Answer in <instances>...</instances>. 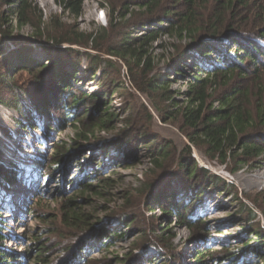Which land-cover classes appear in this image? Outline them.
Returning a JSON list of instances; mask_svg holds the SVG:
<instances>
[{
	"label": "trees",
	"instance_id": "1",
	"mask_svg": "<svg viewBox=\"0 0 264 264\" xmlns=\"http://www.w3.org/2000/svg\"><path fill=\"white\" fill-rule=\"evenodd\" d=\"M56 1L63 13L76 18L82 13L85 0ZM107 4L108 22L105 26L89 33H74L69 31V26L64 28L57 23L53 28L49 26L51 22L45 21L42 11L32 0H0V103L20 111L12 87L15 85L28 94L39 120L48 127L59 130L67 118L76 123L73 127L77 139L73 147L57 144L40 171L41 176L52 177L54 171L62 166L74 163V159L79 161L76 153L73 155L69 149L77 152L100 148L94 133L111 129L115 115L107 110L109 99L122 89L119 85H101L99 91L89 93L75 88L71 78L76 75L84 57L86 72L91 78L99 71V76L107 77V70L113 69L112 60L102 56L121 60L134 88L147 97L159 119L164 123L172 121L177 124L188 141L177 152L169 142L158 141L154 137L148 139L146 126L134 130V133L127 130L122 137L128 151L138 142L147 147L154 177L144 189L148 194L140 203L151 213L157 205L162 214L151 216V233L139 238L133 249L144 250L143 253L150 247L160 251L169 249L175 236L172 227L168 232L166 227L153 234L155 222L162 223L163 217L168 218L167 226L173 223L189 230L192 242L203 241L209 237L207 221L203 216L194 215L195 207L202 200L205 189L224 192L231 185L200 167L192 156V149L202 152L215 165H222L230 174L264 162V0H122L120 5L99 0L101 8L106 9ZM12 17L17 27L27 25L35 31V41L58 46L73 44L93 53L87 50L80 52L72 47L44 46L49 61L41 64L31 56L30 42L21 41L14 32L10 24ZM125 30L127 32H123ZM164 36L179 41L167 62L174 69V75L183 73L186 68L191 69L184 92L186 98L181 103L171 97L169 74L162 76L153 54L154 43L161 47L162 43L158 44V41ZM192 52L201 60L214 56L217 64L197 68ZM68 66L73 72L67 71ZM22 72L31 78L26 84L18 82V75ZM161 102L179 106L162 111L159 107ZM93 113H96L94 117ZM27 114L28 119H32L31 111ZM147 117L149 121L152 119L151 114ZM102 165L103 162L95 163L96 169L92 172H85L80 166L79 173L85 182L76 185L78 194L96 191L98 186L88 182L90 177L99 183L107 182L98 171ZM0 174L6 183L15 177L14 171L6 167L0 168ZM160 180L162 182L158 183ZM175 187L187 192V199L176 198ZM32 195V199L39 203L43 200L39 193ZM74 197L73 194L64 198L62 219L73 230L62 238H73L72 241L66 244L36 241L22 255L24 261L51 264L48 253L64 243L62 256L55 264H71L77 259H81L83 264L89 262L85 252L92 245L94 227L87 220L78 219ZM29 210L32 214L35 212L34 208ZM139 213L137 208L133 213L126 211L114 218L121 224L127 216L134 215L133 223ZM247 214L254 217L251 210H247ZM251 231L256 234V248L263 250L264 229L255 224ZM120 235L122 233L115 234V237L121 238ZM7 239L0 226V264H22L17 260L20 255L3 246ZM196 248L193 253L195 264H201L204 258L215 264H253L251 259L258 258V262L264 264V254L254 252L247 243L246 250L234 252H229V247ZM135 256L133 254L132 259H127L126 264H143V255L140 253L133 258ZM171 260L178 264L176 256Z\"/></svg>",
	"mask_w": 264,
	"mask_h": 264
},
{
	"label": "rangeland",
	"instance_id": "2",
	"mask_svg": "<svg viewBox=\"0 0 264 264\" xmlns=\"http://www.w3.org/2000/svg\"><path fill=\"white\" fill-rule=\"evenodd\" d=\"M32 2L42 11L45 21L51 22L49 26L52 28L57 23L64 28L69 26L71 28L69 31L74 33H89L100 26H105L108 22L109 4L106 9L101 8L99 0H85L81 15L76 18L63 13L56 0H32ZM109 2L120 5L122 0H109ZM10 24L14 32L20 36L21 41L30 42L31 56L41 64L49 61L44 46L72 47L80 52L87 50L93 53L90 49H82L73 44L58 46L35 41L33 40L36 37L35 31L27 25L17 27L14 17L11 18ZM178 42L177 39L164 36L158 41V44L162 43L161 47H156L157 43H154L153 54L162 76L169 74L171 97L177 103H181L186 98L184 92L187 89V78L191 74V69L186 68L183 73L174 75V69L167 64ZM262 44L264 45L263 42ZM192 54L197 68L205 64L210 67L217 64L214 56L204 57L201 60L196 57L195 52ZM102 58L112 60L113 69L107 70L109 73L107 77L99 76L100 71L94 78L87 75L84 57L76 75L71 78V84L89 93L99 91L101 85L121 86L122 89L110 97L107 107L108 112L115 115L112 127L94 133V137L98 140L97 146L100 148L77 152L69 149L73 155L76 153L75 156L80 158L79 161L74 159L75 164L72 162L62 166L54 171L55 174L52 177H43L40 171L57 144H66L68 148L73 147L77 139L73 127L76 123L67 118L59 130L48 127L44 121L39 120V115L28 94L15 85L12 87L19 101L20 111L0 103V168H10L15 173L13 181L8 183L0 174V197L3 199L0 200V226L3 233L8 236L3 246L16 255H20L18 262L34 264L32 260L24 261L22 258L27 248L31 249L34 246V242L42 240L48 243L50 241L65 244L71 242L73 238H62L73 232L62 219L65 213L64 198L74 194L77 201L74 211L78 219L87 220L94 227L95 232L91 240L92 245L88 246L85 252L89 261L86 264H121L124 261L126 264L129 261L126 262V260L133 254L136 255L133 258H136L140 253L143 255L141 258L143 264H168V261L177 264V261L171 260L175 256L176 260L178 258V264H195L194 247H197V250L206 247L213 249L229 247V252H234L240 249L246 250L247 248H244L246 243L251 249L253 248L254 252L264 254V249L256 248L258 244L256 234L251 231L255 224L264 229V162L253 168L245 167L235 174H230L222 165H215L209 161L196 148L192 149V156L199 166L210 170L231 185L224 192L212 188L205 189L202 200L195 207L194 215L203 216L207 221L209 237L203 241L192 242L189 230L181 225L174 226L173 223L167 226L168 218L163 217L162 223L155 222L153 234H157L166 227L168 232L172 227L175 236L169 249L160 251L150 247L146 253H143L144 250L133 249L134 243L139 238L151 233V216H162V214L157 205H154L155 209L151 213L140 203L148 194V191L144 189L150 181L153 182L154 177L152 160L148 155L147 147L138 142L128 151L122 142V137L127 130L134 133V130L146 126L148 139L154 137L158 141L169 142L177 148V152L188 141L178 130L177 124L172 121L164 123L159 119L158 113L147 97L134 88L127 68L121 60L109 56H102ZM66 69L70 73L73 72L71 66ZM30 79L26 72L18 75L19 83L26 84ZM172 105L173 103L169 102L159 103L162 111L179 106ZM29 111L32 113V119L27 117ZM95 114L93 113L92 116L94 117ZM148 114L152 116L150 121ZM101 162L103 165L98 168V171L102 172L101 178L107 179V182L99 183L97 179L90 177L88 182L98 186L96 191L78 194L76 185L85 182L79 173L80 166L85 172L90 170L92 172L96 169L95 163ZM173 191L176 198L187 199L188 197L187 192H183L179 187H175ZM34 192L42 195L43 200L40 203L32 199ZM29 208H34L35 212L30 213ZM137 208L140 213L136 214L138 219L133 223L131 222L134 215L127 216L121 224L119 219L114 218L126 211L133 213ZM247 210L252 211L253 218L249 217ZM159 226L162 227L159 228ZM119 233H122L120 235L122 237L116 238L115 234ZM63 244L48 253L51 264L57 263L58 258L62 256ZM258 261V258L251 259L253 264H261ZM83 263L81 259H77L71 264ZM201 264L215 263L204 258Z\"/></svg>",
	"mask_w": 264,
	"mask_h": 264
}]
</instances>
